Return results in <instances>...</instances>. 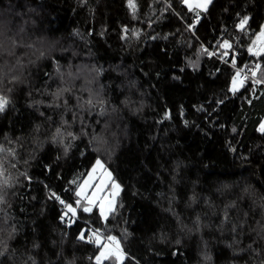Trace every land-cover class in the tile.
<instances>
[{
    "label": "trees",
    "instance_id": "obj_1",
    "mask_svg": "<svg viewBox=\"0 0 264 264\" xmlns=\"http://www.w3.org/2000/svg\"><path fill=\"white\" fill-rule=\"evenodd\" d=\"M132 4L0 0V264H97L108 236L99 264H264V0ZM98 159L107 220L76 194Z\"/></svg>",
    "mask_w": 264,
    "mask_h": 264
},
{
    "label": "rangeland",
    "instance_id": "obj_2",
    "mask_svg": "<svg viewBox=\"0 0 264 264\" xmlns=\"http://www.w3.org/2000/svg\"><path fill=\"white\" fill-rule=\"evenodd\" d=\"M212 1L213 0H211V3ZM204 2L205 0H187V3L184 2V4L190 10L206 11L211 3L207 4L206 9L199 7V5L203 4ZM262 32H264V28ZM253 52L255 53L264 52V35L262 34L259 35L258 40L254 45ZM236 79L238 81L236 85V89H237L236 91H238L241 88L243 81L241 80L240 75L236 77ZM233 87L234 86L232 85V88ZM6 110H7V106H5L3 112H0V120L3 118L4 114L6 113ZM259 130L260 131L264 130V120L262 121ZM97 161H99V164L97 163ZM97 161L93 166V168L91 169L88 176L86 177V179L83 181V183L78 189V192H82V195L79 196V199L81 202L85 203V207H98L100 214H101V205H103L105 215L108 217L109 214L112 212L108 210V205L109 203H111L113 205V209L115 208L118 197L121 194L122 187L116 180H114L112 172L105 166L103 161L101 159H98ZM114 185H119V189L117 190L116 188H114ZM89 200L93 201V203L89 204L88 203ZM68 213L71 212L67 208V214ZM72 217L74 219L73 215ZM101 217L105 220L104 216L101 215ZM106 241H107L105 244L106 247L104 245L103 251L109 253L108 257L113 255L117 258V253H119L120 258L118 259V261L121 262L124 259V254L119 243L116 240L111 242H109L108 240ZM102 242H103V238H102ZM105 259L106 258L102 257L100 261H103Z\"/></svg>",
    "mask_w": 264,
    "mask_h": 264
},
{
    "label": "snow or ice",
    "instance_id": "obj_3",
    "mask_svg": "<svg viewBox=\"0 0 264 264\" xmlns=\"http://www.w3.org/2000/svg\"><path fill=\"white\" fill-rule=\"evenodd\" d=\"M129 2H130V7H133L134 8V5L132 4V0H129ZM184 2L187 3V0H184ZM210 3H211V0H205V2L203 4L199 5V7H202V8H205L206 9L207 4H210ZM248 19H249L248 17H244L240 21L239 28H240L241 31H244L245 30V25H247ZM261 34L264 35V32H262ZM224 47L227 48V49H231L232 45L229 44L228 42H225ZM249 52H252V49L251 48H249ZM253 54H255V53H253ZM209 55H212V53H209ZM223 55L227 56L228 55V51H225L223 53ZM257 68H259V65H257ZM252 74H253V76H255V71H253ZM239 75H240V72L238 70L237 73H236V77H238ZM236 77L233 78V82L232 83H233V86L234 87L231 89L232 91H236L237 90L236 89V85H237L238 81H237ZM256 82L259 83V81H256ZM6 104H7V100L4 99L3 97H0V112H3L4 111ZM233 131H235V129H233ZM97 163L99 164V161H97ZM0 174H2V172H0ZM114 188H116L118 190L119 189V185H114ZM76 194H77V196H80V195H82V192H77ZM51 198H55L57 200H60V198L55 193H52V197ZM60 203L63 204L64 201L60 200ZM88 203L89 204H92L93 201L89 200ZM67 208L72 213V215L75 216L76 210L74 208H72L71 205H68ZM108 210L110 212L114 210L113 209V205L111 203H109V205H108ZM83 211L89 212V211H91V209L88 208V207H85L83 209ZM101 215L104 216L105 220H107V216L105 215V212H104V209H103V205H101ZM79 239H81V240H85L86 239V237L84 236L83 232H81V234L79 236ZM106 239L109 242L116 240V238L113 237V236H108V237H106ZM87 242L94 243L98 247H100L101 242H102V237L99 234V230H97L96 232H94L92 237L87 238ZM105 247H106V245H105ZM108 255H109V253H107L105 251H101L100 254L96 257L97 264H99V262H100V260H101L102 257L103 258H108ZM119 258H120L119 253H117V259H119Z\"/></svg>",
    "mask_w": 264,
    "mask_h": 264
},
{
    "label": "built area",
    "instance_id": "obj_4",
    "mask_svg": "<svg viewBox=\"0 0 264 264\" xmlns=\"http://www.w3.org/2000/svg\"><path fill=\"white\" fill-rule=\"evenodd\" d=\"M196 21H199V18H196ZM248 73H249V69H243L240 72V78H241V80H245L248 77V75H249Z\"/></svg>",
    "mask_w": 264,
    "mask_h": 264
},
{
    "label": "water",
    "instance_id": "obj_5",
    "mask_svg": "<svg viewBox=\"0 0 264 264\" xmlns=\"http://www.w3.org/2000/svg\"><path fill=\"white\" fill-rule=\"evenodd\" d=\"M88 208H90V209H91V211H89V212H86V213H91V212H92V210H93V207H88Z\"/></svg>",
    "mask_w": 264,
    "mask_h": 264
}]
</instances>
